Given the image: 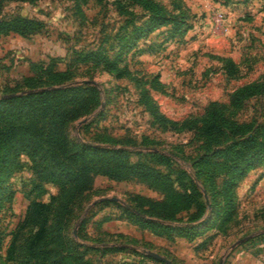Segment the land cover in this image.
<instances>
[{"label": "rangeland", "instance_id": "374dc122", "mask_svg": "<svg viewBox=\"0 0 264 264\" xmlns=\"http://www.w3.org/2000/svg\"><path fill=\"white\" fill-rule=\"evenodd\" d=\"M155 1L182 14L185 28L158 26L120 52L121 33L133 37L131 28L145 17L132 0H0V15L26 17L31 27L0 33V98L83 84L97 89V95L70 99L65 116L35 110L19 118L36 131L43 149L46 139L60 137L61 146L49 147L59 159L82 167L88 184L79 189L46 181L22 150L3 178L0 264H52L57 258L53 264H67L68 257L79 256L92 264L164 263L146 249L174 264H225L235 249L264 235V161L238 181L231 221L220 227L214 218L211 206L220 203L223 165L235 156L233 147L243 149L231 145L242 140L243 130L205 122L215 101L236 122L264 134V98L229 105L237 86L264 77V0ZM99 45L108 48L113 68L85 60L86 51ZM225 57L232 59L226 67ZM151 104L163 122L150 112ZM14 121L0 119L2 137L10 135ZM82 143L125 149L120 161L131 174L118 179L93 154L80 157ZM199 156H205L198 163L209 190L194 178L192 163ZM150 174H159L155 178L162 182ZM198 191L207 201L202 214ZM136 212L169 227L152 228ZM112 244L129 250L103 255L96 249Z\"/></svg>", "mask_w": 264, "mask_h": 264}, {"label": "trees", "instance_id": "16d2710c", "mask_svg": "<svg viewBox=\"0 0 264 264\" xmlns=\"http://www.w3.org/2000/svg\"><path fill=\"white\" fill-rule=\"evenodd\" d=\"M130 4H136L141 7L145 11V17L142 19V21L136 23L131 28L130 32L134 30V32L132 33L133 37L130 38V35H128L127 31L121 33L120 40L123 41L122 44L124 45H121L123 47L119 48L120 52H126L133 48L135 46L136 40L140 38V36L146 35L149 31L158 26L172 23V28H174L175 30H183V28H185L183 25L186 24V19L182 16V14L180 16L177 13H169L162 4L158 3L155 0H132V3ZM28 23L29 19L23 16L4 14L0 15V33L7 30L18 31L21 33L29 32L31 27ZM99 46L96 49H90L89 51H86L84 55L85 60H91L93 63L100 64L109 69L113 68L114 64L112 65L107 57L108 48L105 49L103 46ZM223 59L225 61V67L227 64H232V59L230 57H225ZM226 71L229 74L233 73L230 67H227ZM25 80L28 83V86L34 85L29 83V81L31 80L30 77H27ZM87 93H95L97 95V89L90 84H83L80 86H68L37 90L26 94L0 98V119L15 120L11 125L10 135H8L7 137H2V134L0 135V197H2V189L4 188V186L2 185L4 175L9 172L10 165L14 162V159L22 150L26 152L34 168H36V170L40 173V176H42L46 181H52L62 186L68 184L79 189H83L87 186L88 178L82 170V167H80L79 165L75 166L73 164V159H69L68 157V159H59V157H57L54 151L49 147L51 146V144L61 146V144H63V141L60 137L51 136L49 139H46V141L44 142L48 144V147H46V149H43V145L36 140V131L29 125H24L23 123L18 121L19 118H22L29 112L35 110L43 113L47 111L50 114H54L56 112V115L65 116V107L69 106V104L71 103L70 99L78 100ZM257 97L264 98V77L237 86L230 93L229 105L231 107H241L242 105H244V102L247 99ZM59 98H61L62 100L58 101ZM220 105L221 104H218L215 101L211 102L208 105L206 109L207 118L205 119V122L207 124H209L210 122H214L217 125L220 124L236 131L243 130L242 140L233 141L234 144H231L238 146H240L239 144H242L243 149L240 150V147L232 148V151L235 152V156L231 160L224 163V176L221 180L220 187L217 192L218 196L220 197V203L211 206L212 214L214 218L219 221V225L221 227L231 221L232 217L236 213L237 206L235 202V187L237 186L238 181L247 172L248 169L256 165L258 162L264 161V134L257 136V132L251 127H247V124L244 125L242 123H238L234 119H232L229 114H225L224 111L220 108ZM150 112L154 114V116H156V119L160 120V122L164 121L165 117L156 113L154 104L150 105ZM243 126H245V129ZM221 150L222 149L219 148L214 151L217 154L218 151ZM87 153L96 156V160H98L100 164H106L105 166L106 168H109V172H111V174L118 179L128 178L129 174H131L129 172H131L132 169L130 167H127L122 163V161H120V158L126 156L125 149H111L82 143L79 148V154L81 155L80 157L85 158L88 155ZM204 157L205 156H199L198 159L193 160L192 164H194V178H198L199 180H201L204 188L206 190H209L207 186H205V181H203L202 179L203 168L198 163V160L203 159ZM143 174H145V172ZM150 176H152L155 181L158 182V184L159 182H162L161 180L159 181L157 180V178H155L159 176V174H150ZM194 178L189 177V180L191 181V184L196 191L198 187L193 181ZM39 188L42 192L43 188L41 185H39ZM198 192V204L201 208L200 214H202L207 205L202 197V192ZM210 201L212 200L210 199ZM139 212H141V210ZM134 214L138 219L142 221V223L149 222L148 225H150L152 228L159 229L164 232L166 231V228L169 227L166 224L158 221L143 219L137 212ZM174 228H176L175 230L178 232H181V230H183L182 226H175ZM40 230L44 232L45 228L43 227L41 229H38L36 233L40 234ZM58 236L59 235L56 234V237ZM260 237L262 238L264 237V235H259V237H252L251 239L255 240L259 239ZM251 239H248V241H250ZM84 247L86 249L95 248L93 246L87 245H84ZM96 249L100 250L103 255L106 252L129 250V248L124 244L106 245L97 247ZM55 252H57V250ZM140 254L144 257L154 259L153 257L148 256L144 253ZM66 258L67 257H64V260H66ZM68 258L70 261L66 260L67 264H92V262L85 257L81 258L79 256ZM55 260L60 262L59 258L54 259V261ZM54 261H51V263H55ZM25 264L31 263L27 261Z\"/></svg>", "mask_w": 264, "mask_h": 264}, {"label": "crops", "instance_id": "0c3cea01", "mask_svg": "<svg viewBox=\"0 0 264 264\" xmlns=\"http://www.w3.org/2000/svg\"><path fill=\"white\" fill-rule=\"evenodd\" d=\"M256 242L254 245L251 243L252 245L235 249L230 255V261L225 264H264V237Z\"/></svg>", "mask_w": 264, "mask_h": 264}, {"label": "water", "instance_id": "95a60500", "mask_svg": "<svg viewBox=\"0 0 264 264\" xmlns=\"http://www.w3.org/2000/svg\"><path fill=\"white\" fill-rule=\"evenodd\" d=\"M111 199H114L115 197L114 196H111L110 197ZM207 203V201H206ZM250 235H246L244 237H241V238H238L236 239L235 241H233V243H231L230 247H234L235 245H237L238 243L244 241L246 238H248ZM145 252L161 261H163L164 263L166 264H174L169 258L157 253L156 251H153V250H145ZM219 264H222V260H220Z\"/></svg>", "mask_w": 264, "mask_h": 264}]
</instances>
